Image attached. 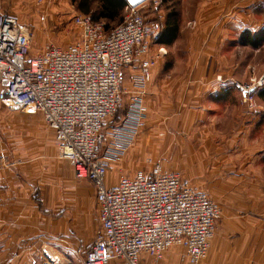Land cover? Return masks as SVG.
Instances as JSON below:
<instances>
[{"label": "built area", "instance_id": "obj_1", "mask_svg": "<svg viewBox=\"0 0 264 264\" xmlns=\"http://www.w3.org/2000/svg\"><path fill=\"white\" fill-rule=\"evenodd\" d=\"M146 1L129 4L124 22L110 30L91 15L77 16L76 43L68 48L51 45L38 54L32 53L27 28L0 9L1 101L11 109L40 113L55 133L61 158L70 162L79 180L89 181L95 189L101 231L84 264L112 260L141 264L142 255L158 263L176 245L185 249L191 264H199L208 255L220 214L206 194L194 191L179 174L164 171L160 164L149 173L141 171L134 178L122 176L114 186L107 184L110 163L121 157L138 133L131 119L120 128L108 127L126 93L123 71L139 68L135 84L142 95L157 64L152 46L162 25L141 12ZM263 85L264 74L257 85L237 84L249 101ZM133 105L139 111L131 109L128 117L139 115L140 129L139 95Z\"/></svg>", "mask_w": 264, "mask_h": 264}, {"label": "rangeland", "instance_id": "obj_2", "mask_svg": "<svg viewBox=\"0 0 264 264\" xmlns=\"http://www.w3.org/2000/svg\"><path fill=\"white\" fill-rule=\"evenodd\" d=\"M231 2L236 7L226 6L225 3ZM0 9L17 17L27 28L33 39V54L41 53L51 45L68 48L80 36L74 19L84 14L72 0L43 3L40 0H0ZM141 12L148 20H156L163 27L169 18H173L179 31L185 20L201 15L234 17L242 26L241 33L245 29L243 34L252 36L253 24L264 22V0H217V4H213V0H162L158 5L147 0ZM124 14L126 18L127 12ZM175 58L184 59L181 54H175ZM238 58L239 78L234 79L233 84L240 93L241 105L255 110L257 96L264 90V85L256 88L253 101H249L237 84L245 87L260 81L264 74V45L259 50L241 45ZM129 72L122 74L125 92L131 89ZM218 79L223 81L225 77ZM129 100V94L125 93L122 106L108 122V127L120 128L130 124L131 119L136 122L134 128L138 133L121 157L110 163L107 178L112 176L110 170H114L120 180L122 176L132 178L141 171L149 173L155 164H160L164 171L179 174L194 191L206 194L219 208L208 255L199 264L207 259H238L241 257L238 253L243 255V251L247 259H264V178L249 171L247 166H233L234 160L221 159V153L200 152L207 148L206 143L201 142L203 129H192L188 120L169 118L165 111H159L151 113L147 123L142 119L143 128L139 129V115L128 117L132 115ZM133 109L139 111V106L133 105ZM155 153L164 157L154 158ZM240 163L246 161L242 159ZM5 177L10 182L0 179V195L12 190L16 199L21 196V200L26 194L27 207L39 208L41 215L62 218L65 264L67 260L74 264L84 259L100 228L93 185L87 180H79L70 162L61 158L55 133L40 113L11 109L0 99V178L5 180ZM257 195L260 197L255 198ZM3 203L1 198L0 208ZM256 236L259 243L255 241ZM6 240L7 237L1 242ZM220 240L228 242L225 248L216 247ZM232 242L238 245H232ZM153 263L191 264L185 257V249L178 245L167 250L161 262L153 260ZM0 264H7V259H0Z\"/></svg>", "mask_w": 264, "mask_h": 264}, {"label": "crops", "instance_id": "obj_3", "mask_svg": "<svg viewBox=\"0 0 264 264\" xmlns=\"http://www.w3.org/2000/svg\"><path fill=\"white\" fill-rule=\"evenodd\" d=\"M213 4H217V0H213ZM225 4L236 7L232 2ZM182 25L171 45H167L165 27L162 26V33L152 46L157 64L152 69L144 94L141 95L135 84L139 68L124 69L123 73L131 71V89L126 91L132 104L130 110H134L133 104L139 95L144 122L147 123L151 113L159 111H165L169 118L188 120L192 129H203L201 142L206 143L207 148L200 149V152L221 153V159L234 160L231 162L233 166H247L249 171L253 170L259 178H264V90L257 96V108L248 110L241 105L240 93L233 84L234 79L239 78L240 46L259 50L264 45V22L250 26L252 36L244 35L245 29L241 33L242 26L237 18H221L216 14L185 20ZM175 54L183 55V61L177 60ZM220 76L225 80H219ZM155 154L154 158L158 155L164 157L161 152ZM242 159L246 163H240ZM110 173L112 176L107 178V184L114 186L118 184L119 177L114 170ZM6 178L0 179L4 182ZM26 196L16 199L12 190L0 195L4 202L0 208V259H7V264H65L62 218L41 215L39 208L27 207ZM97 231L95 238L101 228ZM6 237L7 240L1 242ZM255 241H258L257 236ZM227 243L220 240L216 247L225 248ZM232 245L238 243L232 242ZM85 255L74 264H84ZM238 256L241 257L207 259L202 264H264V259H247L244 251ZM140 261L141 264H154L147 255H142ZM66 263L73 264L70 260ZM108 264L124 262L112 260Z\"/></svg>", "mask_w": 264, "mask_h": 264}, {"label": "trees", "instance_id": "obj_4", "mask_svg": "<svg viewBox=\"0 0 264 264\" xmlns=\"http://www.w3.org/2000/svg\"><path fill=\"white\" fill-rule=\"evenodd\" d=\"M72 3L84 15H91L96 22L104 23L107 30L124 22L129 5L128 0H72ZM165 33L167 45L173 44L179 34V26L173 18L167 21Z\"/></svg>", "mask_w": 264, "mask_h": 264}, {"label": "water", "instance_id": "obj_5", "mask_svg": "<svg viewBox=\"0 0 264 264\" xmlns=\"http://www.w3.org/2000/svg\"><path fill=\"white\" fill-rule=\"evenodd\" d=\"M139 1H141V0H128L129 4H135V3L139 2Z\"/></svg>", "mask_w": 264, "mask_h": 264}]
</instances>
